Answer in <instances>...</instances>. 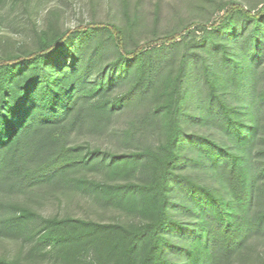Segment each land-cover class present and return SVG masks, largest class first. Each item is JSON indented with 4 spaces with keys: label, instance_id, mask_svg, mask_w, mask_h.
Returning <instances> with one entry per match:
<instances>
[{
    "label": "trees",
    "instance_id": "1",
    "mask_svg": "<svg viewBox=\"0 0 264 264\" xmlns=\"http://www.w3.org/2000/svg\"><path fill=\"white\" fill-rule=\"evenodd\" d=\"M120 4L125 27L94 17L65 28L50 8L31 46L0 50V185L82 192L118 215L45 217L1 200L0 238L20 252L0 264H250V241L264 244V0L220 3L216 19L142 42ZM139 108L155 119L153 147L71 142L90 119Z\"/></svg>",
    "mask_w": 264,
    "mask_h": 264
},
{
    "label": "rangeland",
    "instance_id": "2",
    "mask_svg": "<svg viewBox=\"0 0 264 264\" xmlns=\"http://www.w3.org/2000/svg\"><path fill=\"white\" fill-rule=\"evenodd\" d=\"M23 1L26 2L23 3ZM23 1L20 0L17 6L0 9L1 26L5 29V31L0 30V50H10L21 44L31 46L33 25L34 23L38 25L39 19L50 8L56 9L61 14V23L65 28L74 27L77 23L89 21L94 17L96 20L113 22L122 27H125L127 23V16L122 12L120 0H93L94 6L91 8L89 0H48L40 5L36 16L32 13L33 0ZM228 1L230 0H127L128 18H136L137 21L133 29V39L142 42L153 34L162 35L186 23L212 21L221 15L216 13L217 6ZM233 1L247 7L262 2V0ZM24 4L28 6L27 9L23 7ZM246 28L250 29L251 25ZM196 35L199 40L200 33L196 32ZM198 55L200 56L199 53ZM262 66L264 67V63ZM197 70L199 71V68ZM125 88L126 83H116L114 92L119 93ZM263 89L264 79L258 91ZM128 128H131L132 135L126 140L124 131ZM156 141L155 119L150 115L148 108L122 109L103 123L90 119L71 133V142L89 143L94 147L114 153L142 145L153 147ZM102 174V171L95 170L87 176L90 179L99 180ZM50 188L52 187L43 186L26 196L12 191L7 185H0V201H19L45 217L70 214L101 222H112L118 219L114 211L103 207L82 192H69L67 194L69 196H65L63 191L57 188L53 193H45ZM260 241L253 240L249 243L252 246V252L248 254L255 258L250 264H262L259 257L264 259V244ZM19 252L20 248L17 243L0 238L1 256L14 259ZM222 264L236 263L230 259Z\"/></svg>",
    "mask_w": 264,
    "mask_h": 264
}]
</instances>
